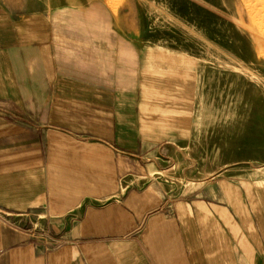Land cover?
Wrapping results in <instances>:
<instances>
[{
  "label": "crops",
  "instance_id": "1",
  "mask_svg": "<svg viewBox=\"0 0 264 264\" xmlns=\"http://www.w3.org/2000/svg\"><path fill=\"white\" fill-rule=\"evenodd\" d=\"M38 1L0 0V212L17 227L0 220V264H264L263 187L172 195L146 173L193 135L189 61L107 28L66 38Z\"/></svg>",
  "mask_w": 264,
  "mask_h": 264
},
{
  "label": "rangeland",
  "instance_id": "2",
  "mask_svg": "<svg viewBox=\"0 0 264 264\" xmlns=\"http://www.w3.org/2000/svg\"><path fill=\"white\" fill-rule=\"evenodd\" d=\"M41 2L54 24L62 13L66 38L107 28L129 40L131 52L162 56L164 64L168 57L189 61L197 85L193 135L145 160L147 175L166 193L198 190L213 179L264 188V0ZM31 3L38 8V0Z\"/></svg>",
  "mask_w": 264,
  "mask_h": 264
},
{
  "label": "built area",
  "instance_id": "3",
  "mask_svg": "<svg viewBox=\"0 0 264 264\" xmlns=\"http://www.w3.org/2000/svg\"><path fill=\"white\" fill-rule=\"evenodd\" d=\"M11 219H12V217H10L9 215H6L5 213L0 212V220L3 224H5L9 227H12V228H17L14 225V223L13 224L11 223V221H10Z\"/></svg>",
  "mask_w": 264,
  "mask_h": 264
}]
</instances>
